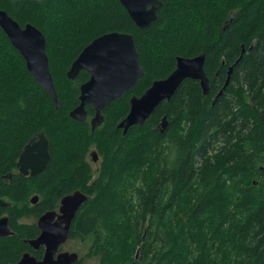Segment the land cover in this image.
<instances>
[{
    "label": "trees",
    "instance_id": "obj_1",
    "mask_svg": "<svg viewBox=\"0 0 264 264\" xmlns=\"http://www.w3.org/2000/svg\"><path fill=\"white\" fill-rule=\"evenodd\" d=\"M160 1L157 20L139 29L119 0H0L21 26L44 34L59 102L0 28V217L12 232L0 237V264L25 252L41 259L43 247L26 243L39 234L36 219L75 190L88 198L69 239L90 243L74 264H264V0ZM111 31L132 34L144 74L92 130V107L82 122L69 116L89 75L66 73L87 43ZM201 52L206 95L186 79L143 125L118 128L130 96L166 77L177 56ZM40 131L50 159L40 174L22 175L19 155Z\"/></svg>",
    "mask_w": 264,
    "mask_h": 264
},
{
    "label": "water",
    "instance_id": "obj_2",
    "mask_svg": "<svg viewBox=\"0 0 264 264\" xmlns=\"http://www.w3.org/2000/svg\"><path fill=\"white\" fill-rule=\"evenodd\" d=\"M128 16L139 29H145L157 20L160 0H119ZM0 28L7 36L25 62L27 71L36 83L51 97L56 108L59 107L49 61L46 54L44 34L33 24L21 26L5 10L0 8ZM205 54L177 56L174 69L164 78L155 79L139 95L130 96L127 114L118 123L125 133L131 126H141L158 105L169 100L181 83L186 79L197 80L203 94L209 91V79L204 71ZM233 66L229 67L224 87L228 84ZM89 75L87 81L79 87V103L69 112V116L82 122L87 117L86 106L94 109L90 119L94 130L102 121V110L112 101L133 88L143 76L138 53L130 33L111 31L101 34L87 43L77 57L71 62L66 73L68 79H74L79 72ZM223 87V88H224ZM221 94L218 92L217 96ZM162 128L166 126L162 118ZM92 161H97V153L91 151ZM50 159L49 144L45 134L34 133L23 146L17 160L18 172L22 175L36 176L47 166ZM88 195L75 190L63 196L58 210L46 211L37 219L39 234L36 238L26 240L33 249L43 247L41 259L29 252L22 254L12 264H74L79 259L76 252L60 251V247L69 239V230L77 210L87 200ZM38 196L31 198L35 204ZM8 217H0V237L11 235Z\"/></svg>",
    "mask_w": 264,
    "mask_h": 264
},
{
    "label": "rangeland",
    "instance_id": "obj_3",
    "mask_svg": "<svg viewBox=\"0 0 264 264\" xmlns=\"http://www.w3.org/2000/svg\"><path fill=\"white\" fill-rule=\"evenodd\" d=\"M91 151H94L93 147H91L90 152ZM90 158H91L90 162H91L93 174L97 175V169H98V163H99L98 161L99 160L96 162H93L91 155H90ZM34 196H36V195H34ZM37 219H36V222H37ZM89 243H90V241L82 242L78 239H68L64 244H62L60 251L76 252L79 255V257L84 256V255H86V252L88 250ZM84 264H99V261H98V258H96V257L85 258Z\"/></svg>",
    "mask_w": 264,
    "mask_h": 264
},
{
    "label": "flooded vegetation",
    "instance_id": "obj_4",
    "mask_svg": "<svg viewBox=\"0 0 264 264\" xmlns=\"http://www.w3.org/2000/svg\"><path fill=\"white\" fill-rule=\"evenodd\" d=\"M98 156V155H97ZM99 159L97 158V161H98Z\"/></svg>",
    "mask_w": 264,
    "mask_h": 264
}]
</instances>
